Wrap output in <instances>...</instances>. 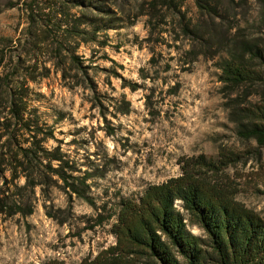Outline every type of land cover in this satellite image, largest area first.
<instances>
[{"label":"trees","instance_id":"16d2710c","mask_svg":"<svg viewBox=\"0 0 264 264\" xmlns=\"http://www.w3.org/2000/svg\"><path fill=\"white\" fill-rule=\"evenodd\" d=\"M185 1L21 0L25 25L19 36H0V216H28L42 199L47 215L64 223L67 217L60 213L71 211L74 198L95 208V225L117 216L112 232L123 245L121 252L113 247L77 264H130L124 252L144 254L154 264H264V214L241 204L216 177L206 176L239 155H200L183 165L181 175L151 184L139 196L123 197L114 213L103 216L107 204L98 206L92 196L91 171L63 147L55 124L35 104L31 83L56 73L68 88L90 94L92 108L108 122V105L95 78L100 67L94 56L87 58L79 49L105 46L101 33L120 26L129 5L148 15L149 36L155 34L158 42L170 36L174 45L167 44L182 49L185 63L225 54L219 61V80L231 98L238 133L264 147V0H255L256 18H247L244 26L235 11L249 0H194L199 13H187ZM255 24L259 33L249 29ZM124 81V86L137 89V83ZM121 103L115 116L131 111L124 94ZM55 189L66 194V207L55 206ZM177 199L206 236L187 228L175 207Z\"/></svg>","mask_w":264,"mask_h":264},{"label":"rangeland","instance_id":"374dc122","mask_svg":"<svg viewBox=\"0 0 264 264\" xmlns=\"http://www.w3.org/2000/svg\"><path fill=\"white\" fill-rule=\"evenodd\" d=\"M20 1L0 0V36H19L25 25ZM14 2L17 5L11 6ZM183 9L199 13L194 0H186ZM258 9L255 0L238 7L239 23L244 26L247 18L255 19ZM125 13L120 26L101 33L105 46L90 44L79 49L87 58L94 56V64L100 67L95 78L108 105V122L92 108L90 94L68 88L59 74L31 83L35 104L55 124L63 147L91 171L92 196L98 206L107 204L106 210L101 209L103 216L114 213L123 197L139 196L149 185L181 175L183 165L198 156L218 158L221 151L241 158L206 176L216 177L241 204L264 214V147L238 133L231 98L219 80V61L225 54L201 56L189 65L181 48L167 44L174 45L169 35L167 42H158L155 34L149 36L148 15L140 14V9L131 10L129 5ZM249 29L260 32L256 24ZM123 78L137 83V89L124 86ZM123 94L131 111L115 116L123 105ZM110 128L112 134L107 132ZM52 196L55 206L68 205L62 191L55 189ZM175 207L185 216L191 232L206 236L199 225L189 221L180 199ZM60 217H67V222L49 217L42 199L28 216H0V264L52 260L77 264L113 247L118 252L123 248L112 232L117 216L95 225L96 210L84 199L74 198L71 211L60 213ZM124 255L130 264H154L144 254Z\"/></svg>","mask_w":264,"mask_h":264}]
</instances>
